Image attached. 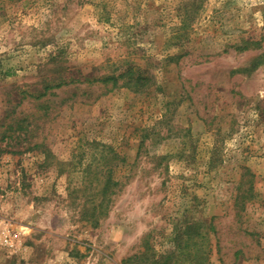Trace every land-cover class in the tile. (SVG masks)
<instances>
[{
  "label": "rangeland",
  "instance_id": "374dc122",
  "mask_svg": "<svg viewBox=\"0 0 264 264\" xmlns=\"http://www.w3.org/2000/svg\"><path fill=\"white\" fill-rule=\"evenodd\" d=\"M0 264H264V0H0Z\"/></svg>",
  "mask_w": 264,
  "mask_h": 264
},
{
  "label": "trees",
  "instance_id": "16d2710c",
  "mask_svg": "<svg viewBox=\"0 0 264 264\" xmlns=\"http://www.w3.org/2000/svg\"><path fill=\"white\" fill-rule=\"evenodd\" d=\"M125 80L126 83L128 84L127 86L132 88V89H139L140 87H142L144 85L145 82L149 81L147 75L144 74H140L137 71H133V69L131 67H126L124 68L122 71L116 73V74H111V75H107L105 76L103 79H97V81L102 80V82L104 83H111V87H117V85L120 83V81ZM80 79H75V80H70V81H65V80H61L56 84H52V85H45L43 88V92L40 95H37V98H40L42 96H45L47 94V92L52 89V88H61V87H65L67 85L73 84V83H79ZM109 151H111V149H109ZM112 157L111 159H116L118 161H123L124 158H122L121 156L115 154L114 152H112ZM119 184L118 180L115 179V176H113V171L109 170L106 172H104L103 174V184H102V188L100 190L101 192V200H100V204L97 205V207H102L105 203H108V200H106V198H108V195H110L111 190L113 187L117 186ZM109 199V198H108ZM94 215V214H93ZM94 219H97L96 217ZM98 221L95 220V224Z\"/></svg>",
  "mask_w": 264,
  "mask_h": 264
}]
</instances>
